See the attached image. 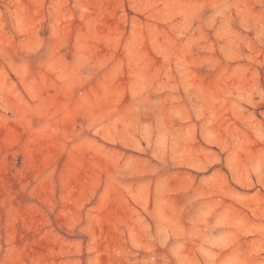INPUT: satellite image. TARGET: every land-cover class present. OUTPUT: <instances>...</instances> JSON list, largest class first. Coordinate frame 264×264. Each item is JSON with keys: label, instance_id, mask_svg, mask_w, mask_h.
Listing matches in <instances>:
<instances>
[{"label": "rangeland", "instance_id": "1", "mask_svg": "<svg viewBox=\"0 0 264 264\" xmlns=\"http://www.w3.org/2000/svg\"><path fill=\"white\" fill-rule=\"evenodd\" d=\"M0 264H264V0H0Z\"/></svg>", "mask_w": 264, "mask_h": 264}]
</instances>
